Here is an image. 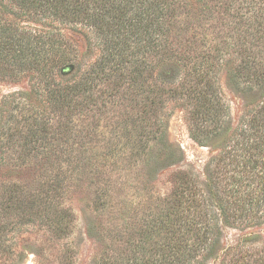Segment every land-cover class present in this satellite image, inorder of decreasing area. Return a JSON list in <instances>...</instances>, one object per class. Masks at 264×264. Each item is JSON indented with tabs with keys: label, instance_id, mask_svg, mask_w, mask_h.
Segmentation results:
<instances>
[{
	"label": "trees",
	"instance_id": "obj_1",
	"mask_svg": "<svg viewBox=\"0 0 264 264\" xmlns=\"http://www.w3.org/2000/svg\"><path fill=\"white\" fill-rule=\"evenodd\" d=\"M224 71L246 103L237 121ZM23 79L29 92L0 104V260L23 256L16 236L37 221L60 242L65 194L81 177L115 188L111 161L153 180L185 164L167 139L181 110L214 154L207 180L186 168L151 215L95 218L93 264H264L249 236L222 239L264 226V0H0V82Z\"/></svg>",
	"mask_w": 264,
	"mask_h": 264
},
{
	"label": "rangeland",
	"instance_id": "obj_2",
	"mask_svg": "<svg viewBox=\"0 0 264 264\" xmlns=\"http://www.w3.org/2000/svg\"><path fill=\"white\" fill-rule=\"evenodd\" d=\"M79 47L81 51L85 49L83 40L79 43ZM221 85L226 99L231 105L232 118L237 121L244 112L246 103L233 88L228 71L222 73ZM29 89L27 79H23L17 84L0 82V104L4 96L17 91L29 92ZM167 139L169 143L182 150L186 159L185 164L165 169L161 166L158 171L160 173L153 180L147 170L141 172L135 164L129 166L125 160H118L117 166H114L111 161L107 171L113 173V176L110 173V177L114 181L111 185L115 186L113 189L105 181L94 185L90 184L91 180L81 177L82 180L79 182L81 185L71 187L62 202V207L69 209L73 218V224L66 236L60 242L51 244L46 240V236L49 234L40 229L39 221H37L34 226L23 228L16 236L14 255L15 257L21 256L22 253L23 256L13 263L11 260L5 262L0 260V264H93L96 244L88 236V227L90 224L96 223L95 218L98 217L106 221L110 217L117 218L120 215H139L138 219L141 218V215H151L153 206L160 200L159 197L166 196L175 188L174 178L177 173L186 168L194 170L205 182L208 164L214 154L209 148L200 147L192 140L183 111H175L170 118ZM130 168L132 169L130 170ZM19 177L29 181L32 179L33 173L23 170ZM108 188L112 192L111 198L105 196L109 191ZM96 197H101L98 205L99 210H97ZM241 234L249 236V249L253 247L252 249L256 252L257 248L264 246V226L250 227L243 232L225 227L223 242L225 245H229ZM222 257L223 254H220L217 259L211 260L207 264H225ZM256 257L252 261H255Z\"/></svg>",
	"mask_w": 264,
	"mask_h": 264
}]
</instances>
